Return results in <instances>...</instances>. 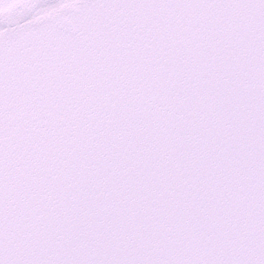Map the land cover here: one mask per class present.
I'll return each instance as SVG.
<instances>
[{
	"label": "snow or ice",
	"instance_id": "1",
	"mask_svg": "<svg viewBox=\"0 0 264 264\" xmlns=\"http://www.w3.org/2000/svg\"><path fill=\"white\" fill-rule=\"evenodd\" d=\"M0 264H264V0H0Z\"/></svg>",
	"mask_w": 264,
	"mask_h": 264
}]
</instances>
